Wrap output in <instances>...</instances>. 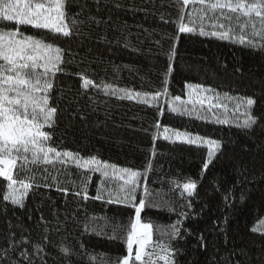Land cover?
<instances>
[{"label": "snow or ice", "instance_id": "6c2138e0", "mask_svg": "<svg viewBox=\"0 0 264 264\" xmlns=\"http://www.w3.org/2000/svg\"><path fill=\"white\" fill-rule=\"evenodd\" d=\"M148 2L155 7L154 0ZM93 3L99 11L100 0H93ZM114 6L125 7L119 3ZM168 6L176 9V19L169 20L160 13V20L165 24L175 23L178 33L226 40L264 54V0H168ZM102 26L104 31L94 38V30ZM127 27L126 22L121 25L118 18L114 20L111 15L104 18L92 14L87 0H0V205L5 216L9 206L25 209L30 194L34 195L40 188L54 189L66 198L71 194L85 203L92 200L134 210L129 224L123 226L112 223L108 217L88 216L86 209L84 220L79 219L77 211L84 204L78 203L77 211L71 215L65 212L63 218L58 210L53 212L51 220L41 214L36 224L38 238H33L32 230L24 225L6 220L5 227L0 229V264H180L179 257L183 252L178 241L186 232L191 234L187 229L182 230L183 221L189 215L183 209H191L192 201L198 196V181L191 178L183 182L171 180L167 191L163 187H150L149 173L154 170L152 160L156 156V141L162 137L172 143L206 147L201 179L218 158L217 154H222V141L168 126H163L161 131V122L157 119L152 125L155 131L150 155L145 168L140 171L117 166L95 155L82 156L79 152L60 148L53 136L62 121L66 130L73 129L77 121L86 126L87 110L95 112L100 105L106 107L114 97L154 108L157 117L167 111L249 133L258 129L264 131V121L254 113L258 104L256 95H264V80L260 81L259 92L254 91L253 95H236L215 86L186 82L187 99L171 96L167 85L174 71L175 44L168 50L169 64L163 72L162 86L156 91L116 87L104 79L89 76L91 63L104 62L99 56L89 60L92 39L97 44L111 45L108 29L124 35ZM143 31L152 35L148 29ZM48 34L69 45L75 43L85 55L77 59L78 51L49 41ZM115 43H120L119 37L115 38ZM123 46H131L127 36ZM108 50L111 52V47ZM73 63L78 67L81 64L89 67L69 73L67 67ZM121 67L135 70L130 65H113V70L119 73ZM64 75L79 78V89L74 95L71 88L59 89L57 95V81ZM100 94L106 99H99ZM69 165L79 170L78 183L61 178L70 174ZM239 171L247 179L246 167L241 166ZM96 174L99 175L96 193L89 195V186ZM234 187L222 193L226 206ZM177 192L183 201L179 212L175 204ZM240 199L244 200L243 194ZM68 202L66 199L65 203ZM147 208L176 213L177 218L167 226L154 225L142 218ZM98 220H104V225H98ZM108 227L112 230L109 239H118L119 233L124 232L125 254L97 260L80 237L91 233L106 235ZM77 231L78 245L66 243ZM251 231L264 236V219L259 220ZM200 242L204 247L202 235ZM227 264H233L231 259ZM235 264L241 262L237 260Z\"/></svg>", "mask_w": 264, "mask_h": 264}, {"label": "trees", "instance_id": "16d2710c", "mask_svg": "<svg viewBox=\"0 0 264 264\" xmlns=\"http://www.w3.org/2000/svg\"><path fill=\"white\" fill-rule=\"evenodd\" d=\"M87 2L92 14L104 18L111 15L114 20L118 18L119 24L126 22L128 26L124 35L120 31L108 29L111 45L102 42L97 44L94 39L104 31L103 26L94 30L89 60L99 56L104 61L90 64L88 75L94 79H104L116 87L134 91H156L162 86L163 72L169 64L168 50L175 44L176 55L172 60L174 71L167 85L171 96L187 98L186 82L215 86L218 90L236 95L259 92L260 81L264 80V54L226 40L178 33L175 23L165 24L160 20V13H164L169 20L177 17L176 9L168 6V0H154L155 7L148 0H100L99 11L93 0ZM117 3L125 7L116 8L114 5ZM141 25L142 28L138 27ZM143 29H148L152 35L148 36ZM125 36L131 42L129 48L123 46ZM116 37L120 39L119 44L115 43ZM173 37L176 39L173 40ZM47 39L78 51L77 59L85 55L84 50L78 49L75 43L69 45L51 34L47 35ZM156 40L160 43H154ZM132 48L139 51H133ZM113 65H130L135 70L121 67L117 73ZM85 67L89 65L81 64L78 67L73 63L68 65L67 71L75 73ZM68 88H71L73 95L76 93L79 89L77 76L64 75L57 81V95L59 89ZM99 99L106 98L100 94ZM256 99L258 104L254 113L264 121V95L257 94ZM86 119V126L77 121L71 130H66L65 122L62 121L55 130L53 141L60 148L79 152L82 156L95 155L117 166L140 171L145 168L150 155L152 133L155 131L152 125L157 119L161 122V131L163 126H168L221 140L222 154H217L218 158L201 179L206 147L198 148L159 138L156 141V156L152 160L154 170L149 173V186L154 189L163 187L167 191L171 180L183 182L191 178L198 181V196L192 201L191 209H183L189 215L183 221L182 230L187 229L191 234L186 232L184 238L178 241L183 252L179 257L180 264H227L229 259L233 264L237 260L241 264H264V236L251 231L259 220L264 219V131L258 129L255 133H249L236 127L205 123L167 111L157 117L154 108L114 97L106 107L100 105L95 112L88 109ZM241 166L247 169V179L241 176ZM68 170L70 174L61 178L78 183L79 170L71 165ZM98 180L99 175H94L89 195H95ZM233 186V195L226 206L222 193ZM241 194L244 196L243 201L240 199ZM66 199L69 201L67 204ZM78 203L84 204V207L77 211ZM181 203L183 201L177 192V212L181 211ZM85 209L88 216L108 217L112 223L123 226L129 224L134 214L131 207L104 205L92 200L85 203L71 194L66 198L54 189L40 188L34 195L30 194L25 209L9 206L5 216L0 205V229L5 227L6 220H11L31 229L33 238H38L36 224L41 214L51 220L56 210L61 218L65 212L71 215L77 211L78 218L84 220ZM142 218L154 225L167 226L174 223L177 217L176 213L147 208ZM104 223V220L97 221L98 225ZM105 232L106 235L86 234L80 240L97 256V260L105 257L114 259L125 254L124 232L119 233L118 239L108 238L112 234L111 227L106 228ZM201 235L204 237V247L200 246ZM77 236L79 231L74 232L66 243L78 245ZM56 239L59 242V237Z\"/></svg>", "mask_w": 264, "mask_h": 264}, {"label": "rangeland", "instance_id": "374dc122", "mask_svg": "<svg viewBox=\"0 0 264 264\" xmlns=\"http://www.w3.org/2000/svg\"><path fill=\"white\" fill-rule=\"evenodd\" d=\"M182 99H187V98H182ZM189 107H190V105H189Z\"/></svg>", "mask_w": 264, "mask_h": 264}]
</instances>
